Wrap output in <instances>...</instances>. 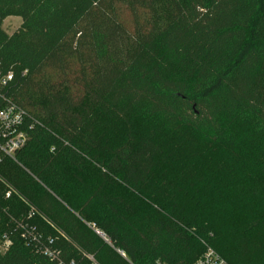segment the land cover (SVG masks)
<instances>
[{"label":"trees","instance_id":"1","mask_svg":"<svg viewBox=\"0 0 264 264\" xmlns=\"http://www.w3.org/2000/svg\"><path fill=\"white\" fill-rule=\"evenodd\" d=\"M7 17L22 20L12 35ZM0 65L12 74L0 109L21 108L27 130L15 161L0 163L18 194L0 199V238L11 240L0 264H101L107 247L112 264H192L201 233L228 264H264L252 236L263 211L250 229L215 233L189 196L187 218L170 210L173 224L159 219L135 239L121 230L123 201L106 194L153 187L155 142L132 129L118 144L108 137L136 118L256 162L254 189L264 185V0H0ZM30 209L53 260L12 232L10 217Z\"/></svg>","mask_w":264,"mask_h":264},{"label":"rangeland","instance_id":"2","mask_svg":"<svg viewBox=\"0 0 264 264\" xmlns=\"http://www.w3.org/2000/svg\"><path fill=\"white\" fill-rule=\"evenodd\" d=\"M21 25L20 18L7 17L1 28L7 35H12ZM126 129H132L135 135L152 139L158 147V154L149 182L153 187H146L139 193L128 190L106 191L117 207L118 202L115 200L123 201L124 226L121 230H127L136 239L132 230L149 233L159 219L173 224L175 220L170 219V210L171 214L180 211L176 217L184 215L187 218L190 214L187 209L193 208L189 207V196L200 198L207 214V221L203 220L201 224L215 233H223L224 230L244 231L255 226L253 220L259 212H264V185L254 189V168L258 167L256 162L225 156L218 148L208 146L187 129L162 128L139 118L135 119L131 127L116 125L109 128L110 141L115 144L121 142L120 136L125 134ZM91 207L97 214H108L98 201L93 202ZM261 223L258 230H252V236L255 241H259L260 252L264 254V244L260 243V240H264V221ZM205 234L198 236L204 250L211 248ZM162 238L164 242L168 241L165 236ZM108 252V247L100 252L101 264L114 262L110 260ZM90 261L99 264L93 256Z\"/></svg>","mask_w":264,"mask_h":264},{"label":"built area","instance_id":"3","mask_svg":"<svg viewBox=\"0 0 264 264\" xmlns=\"http://www.w3.org/2000/svg\"><path fill=\"white\" fill-rule=\"evenodd\" d=\"M1 69V65H0ZM12 80L11 72L2 74L0 71V86H5ZM27 130L25 129L24 111L11 102L5 103L0 109V163L4 158L15 161L14 156L27 142ZM12 195L18 196L14 188L0 176V199H9ZM5 213V210L2 211ZM34 210L24 215L19 220L10 217L13 233H18L19 238L31 246L36 254L42 255L50 260L55 258V252L51 249L52 241L44 239L30 224ZM11 245L8 235L3 234L0 238V250L5 251ZM192 264H228L217 252L207 247L201 256Z\"/></svg>","mask_w":264,"mask_h":264}]
</instances>
